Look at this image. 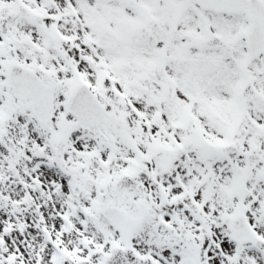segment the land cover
<instances>
[{
	"label": "snow or ice",
	"instance_id": "snow-or-ice-1",
	"mask_svg": "<svg viewBox=\"0 0 264 264\" xmlns=\"http://www.w3.org/2000/svg\"><path fill=\"white\" fill-rule=\"evenodd\" d=\"M0 264H264V0H0Z\"/></svg>",
	"mask_w": 264,
	"mask_h": 264
}]
</instances>
